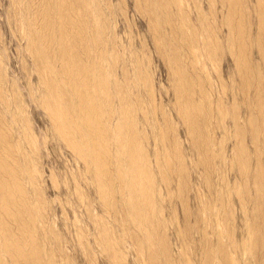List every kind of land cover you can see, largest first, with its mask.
<instances>
[{
  "label": "rangeland",
  "instance_id": "obj_1",
  "mask_svg": "<svg viewBox=\"0 0 264 264\" xmlns=\"http://www.w3.org/2000/svg\"><path fill=\"white\" fill-rule=\"evenodd\" d=\"M0 264H264V0H0Z\"/></svg>",
  "mask_w": 264,
  "mask_h": 264
}]
</instances>
